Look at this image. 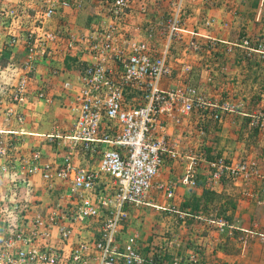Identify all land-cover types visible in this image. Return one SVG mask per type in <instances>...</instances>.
<instances>
[{"label": "built area", "instance_id": "2783aa9c", "mask_svg": "<svg viewBox=\"0 0 264 264\" xmlns=\"http://www.w3.org/2000/svg\"><path fill=\"white\" fill-rule=\"evenodd\" d=\"M188 1L171 0L167 18L162 22H149L144 41L135 40L125 30L132 0H96L94 8L98 9L102 22L80 32L58 20L66 11L80 8V0H43L30 30H25L22 36L9 32L5 36L6 46L20 45L24 52L20 66L14 70V83L5 89L10 105L4 109L5 121L23 123V114L17 113L15 106L25 104L40 65L63 64L67 59L75 61L76 88L70 81L62 84L63 90L73 95L67 105L73 124L66 139L73 143L72 150L78 146L90 156L100 154L98 165L85 169L75 165L70 156L60 164L44 163L41 154L34 151L28 159L10 166L14 174L23 176L15 180L16 186L6 194L7 203L2 202L0 211V215L7 217L14 213L25 215L17 193L35 175L50 184L49 188L53 181L67 184L72 208L68 225L59 231L64 241L69 239L74 227L85 229L88 223L100 222L97 238L81 241L69 250L73 264H155L153 260L142 258L138 247L132 243L121 246L118 237L127 219L126 208L145 205L154 180L164 166L165 156L173 161H189L180 181L187 188L195 187L197 176H202L211 187L227 181L236 187L258 183L264 192V172L252 159L206 160L200 153L194 155L187 151L182 155L167 148L169 125L181 124L191 113H208L210 119L221 121V116L215 113L218 107L205 102L195 87L161 88V82L171 74L168 58L172 42L188 34L190 38L184 42L185 46L198 51L201 43L196 37L208 40L181 27ZM16 12L0 7L2 29H10L18 13L25 14ZM157 35L164 37L161 49L155 44ZM247 43L242 44L248 47ZM258 53L264 54V50ZM59 73H65L64 68L51 69L52 76ZM36 99L49 100L42 90L37 91ZM249 125L264 133V113L253 116ZM0 134L15 135L2 131ZM53 138L56 136H49ZM12 146L11 139L0 140V160L9 158ZM6 167L1 166V169L7 171ZM102 176L112 182L111 195H96ZM156 187L166 193L167 198H172L174 186L171 183H160ZM28 219L25 230L15 227L0 233V264L63 262V251L47 244L51 229L58 228L56 215L50 214L47 225L38 213ZM211 223L220 233L229 231L231 234L232 227L225 220L216 219ZM158 257L163 259L164 254ZM161 264L169 263L164 260ZM171 264H179V261L173 260Z\"/></svg>", "mask_w": 264, "mask_h": 264}, {"label": "rangeland", "instance_id": "374dc122", "mask_svg": "<svg viewBox=\"0 0 264 264\" xmlns=\"http://www.w3.org/2000/svg\"><path fill=\"white\" fill-rule=\"evenodd\" d=\"M80 1L82 6L74 12L73 28L80 32L82 30L89 29L90 27L99 26L100 22H102V18L100 15H98V9L96 10L92 8V6H96V0ZM164 1L165 0H163V2ZM254 1L258 2L255 3ZM259 1L260 0H251L248 4L247 17L253 20V25L250 28L245 24L233 30L227 28L228 32H232L235 35H240L239 38L241 36L249 35V40L251 41L249 43H251L252 46L261 43L259 40H255L257 36L264 35V1ZM42 2L43 0H0L1 8L13 9L18 12L24 11L25 13L22 16L20 13L16 12L19 14V16L14 18L16 19V23L12 25L10 29H2L0 27V131L14 128L18 129V127L12 126L11 123L13 122L5 121L3 114L5 109L4 107H6V101H9L8 94L5 89H9L14 83V70L20 66V62L23 60L21 48L19 49L18 47L19 45L12 48L6 47L3 46L5 42L3 43L1 40H4L5 36H7L9 33L22 36L25 34V30H30L34 24V15L36 12L39 13L38 8L41 6ZM169 5L170 1L168 0V7ZM167 15L168 13H164L163 19H166ZM209 29H211V32H213L212 28ZM188 37L190 36L188 35ZM262 37L264 36H261V38ZM158 38V42L155 44L157 49H161L164 45V37L158 36ZM203 40L208 41L206 45L209 48L206 46H201V49L198 51H194L185 46L184 42H182V40L179 38H176L175 41L172 42L169 51V56H171V58L168 59V62L170 60L181 66L188 65L190 66V69L185 68V70H183L180 68L173 70V72L171 70L169 77L175 80L177 87L180 85H190L195 87L200 97H202L205 102L216 101L215 103H220V105H223L227 110L222 112L224 115L230 116V122L236 128L235 133H237L239 138H241L242 133L246 134V139H249L253 146L254 141L258 139V143H260L259 145H261V147L257 149V157L252 155L251 159L253 160V157L256 158L257 160L255 159L254 161L257 162L260 169L264 172V133L249 125L253 116L259 113H264V104L260 102L261 100L264 101V99L261 97L264 91V68L260 65L262 62L260 57L262 58L264 55L261 53L256 54L253 52H248L245 49H238L241 51L239 54H237V56H239L240 62H242V72L235 74L233 77L235 79L234 82L239 81L242 88L241 90L235 91V88L231 84L233 83L231 80L232 75L223 74V80H221L219 74H214V70L206 73L205 71L200 70L203 68V66L199 67V65L193 64V61H196L193 57H196L197 59L200 57V55L202 56L204 54V50L210 52V54H208L210 59L207 58V63L212 64L214 60L213 51H215V44L217 43L205 39ZM262 44L264 45V42H262ZM183 51H185V55L181 56ZM229 54L230 53H226V62H230ZM180 57H185L183 63L176 61L177 59L180 60ZM201 62H204V60H201ZM37 80L38 79H36V85L38 83ZM218 88L220 90H218ZM2 92H4V95ZM214 97H218V100ZM33 104L35 105L34 109L32 110L33 115L26 114V121L24 124H28L29 127L25 130L33 134H36V132H44L48 135L59 136L60 138L48 139L47 137L39 138L35 135L10 136L6 134H0V140L2 142H6L9 139H11L13 142V150L9 158L7 160H0V211L2 210V202L7 203V198L5 197L6 194L9 193L10 189H14L16 186L15 180L23 176L20 173L14 174V171L10 169V166L14 165V162L16 165L19 162H22L24 159H28V157L34 151H38L41 154V158H50L51 155L48 157V153L56 154L57 156L54 158L55 164H60L67 156H70L72 159H74L77 157L75 155L76 151L78 154H80L79 147L76 146V148L72 150L73 143L66 139V137L70 135V130L73 124V116L68 111L67 106L65 107L60 104L51 105L44 103L40 105L39 110L36 111L37 106L35 103ZM197 113L202 114V112ZM191 114L186 117L189 119L186 122L184 121L179 125H169L168 128L174 130V135H182L176 139L175 143L174 141L167 142V148L176 150L182 155L187 151H191L194 155L196 153H200L206 160H213L219 156L224 158L226 157L228 160L227 156L218 154L211 146L212 143L215 142L211 139V135H213L215 131H218V128H220L221 124L211 122L212 120H207L206 122L194 124L189 128L188 122L192 123L195 121L193 120V116H191ZM223 118H225V116ZM39 139L42 141H38ZM249 156L250 155L248 154H243L242 156H237L234 161L249 159ZM85 157L90 158L89 153H87ZM99 159L100 154H94L89 161L88 167L85 169H93V167H97ZM181 162L188 163L189 161L185 159ZM1 166H7V171H3ZM184 172L185 169L181 170L180 174L178 173V180H182ZM37 176L38 175H35L34 177ZM34 177H31L32 180ZM198 177L199 176H197V178ZM31 178H29L27 184L20 188V192L17 193L18 200L21 203L20 205H22L23 209L25 210L26 216L24 213H14L11 217H7V215L4 214L0 215V233H5V229L8 231L15 227L18 228L19 231L25 230L27 224L26 221L29 220L28 216L32 217V215L36 213L41 215L45 225H47L50 214L54 213L57 218L56 227L58 228H55L54 226L53 229H51L52 236L50 239H48L47 244L49 247L60 248L61 253L63 251V262L60 261L59 264H73L71 262L69 250L81 241L93 240L97 238V231L98 228H100V222L88 223L87 228L85 229L74 227L69 239L64 241L63 237L60 236L59 231L68 225L67 219H70L72 208L70 206L71 200H69L68 197H71L70 187L62 181H53L52 186L49 188L48 186L50 184L45 183L39 177L43 187L39 182H36L35 186L29 188L30 186L28 185L31 182ZM43 183L46 185L45 188ZM225 183L227 184L228 189L231 188L229 187L228 181ZM111 185L112 182L110 178L102 176L96 189V195H111ZM205 185H207L206 182L202 184L199 183L200 191L201 189L206 191L203 188ZM55 187H57V189H54ZM243 193V190H241V192H231L228 190L225 193L216 194V192L210 191L208 189L205 195L206 199L208 200L207 202L206 200L197 202L195 197L191 196L189 198V203L193 206L196 204L198 211L205 210L209 215L210 213L212 215H215L216 213L218 215H216L217 219H223L226 222H231L232 219H230V214L226 213L228 211H232L234 206L237 204V202L234 200L241 198V194L244 195ZM233 194L237 198L232 197L231 195ZM170 199L172 198H167L166 193H164L162 190H159L158 188H155V185H153V188L145 199V205L126 208L127 219L118 237L119 244L122 246L125 243H132L138 247L140 256L147 260H153L156 255L162 253L164 254L166 262L170 260H178L179 264H185L184 259H188L187 257L190 255V257H193L194 259L190 260L191 263L194 264L193 261H195L196 264L198 263V257H200L202 254V246H196L194 242H191L187 236V232H182L179 227L176 229V232H174L177 235V239H175V250L173 252L170 251L171 248L168 246L169 244L166 238H170L172 235L170 231L171 226H168L167 219L164 217V213H167L165 212V209L170 208L167 205L168 200ZM164 221L166 222L164 223ZM2 222L5 224L3 225ZM251 230L252 231L248 233L241 235L238 234L237 237L243 236L245 241V235H248L247 239L250 241L252 238V240L259 239L257 234L261 233V235H264V229ZM218 234H223V238H234V234H228L227 231L226 233L218 232ZM158 237L159 239H157ZM194 239H197L196 235ZM238 244L241 243L238 242ZM228 249L230 253H234L236 250L235 248L231 247H228ZM255 249L259 250V247L256 246ZM212 254H210V252L207 253V257L212 256ZM219 264L228 263L222 258Z\"/></svg>", "mask_w": 264, "mask_h": 264}, {"label": "crops", "instance_id": "0c3cea01", "mask_svg": "<svg viewBox=\"0 0 264 264\" xmlns=\"http://www.w3.org/2000/svg\"><path fill=\"white\" fill-rule=\"evenodd\" d=\"M171 1V0H169ZM251 0H189L186 5V11L185 15L182 19L181 27L184 31L190 33L194 32L199 36L207 37L209 41L216 42L215 44V51H213V57L214 60L212 64H208V59H210L209 51L204 50V54L196 59V61H193L194 65H199V67L203 66L201 68V71H205L206 73H209L210 71L214 70V74H219L220 79L223 80L222 76L223 74H230L232 75V82L233 87L235 88V91L241 90L240 82L235 81L234 82V75L239 74L242 72L241 70V63L239 54L241 51L238 49H245L248 52L258 53L259 50H263V44L264 37L261 38L259 35L255 38V40H259L261 42L260 44H256L254 46L251 45V42L249 40L248 36H241L235 35L232 32H228L227 28L230 29H236L237 27L245 24L247 27H251L253 25L252 19L247 17V8L248 4ZM264 0H260L259 2H263ZM258 2V1H257ZM132 10L129 16V20L125 24V30L127 33H129L135 40L137 41H144L146 39L145 35V29L149 22H162L165 19H163L164 13L169 12L168 7V0H132ZM95 7V6H94ZM92 6L93 9L94 8ZM74 10H68L65 12V14L59 16L58 20H62V24H66L67 26L74 27ZM250 12V11H249ZM62 17V18H61ZM256 20V19H255ZM257 21V20H256ZM208 27V28H207ZM213 29V32H211V29ZM159 29V28H158ZM158 36L156 42H158ZM188 34L184 35L182 37V42L188 41ZM198 41H200L201 46H206V43L208 41H204L201 37H196ZM243 41H246L249 43L248 47H244ZM1 42H5L4 40H1ZM247 43V44H248ZM211 44V43H210ZM3 46H6L4 43ZM8 47V46H6ZM19 49L21 48V55L24 57L23 48L19 45ZM209 48V47H207ZM185 50V49H184ZM226 53L229 54V60L230 62L225 61V56L227 57ZM181 54V53H180ZM201 54V53H200ZM185 55V51H183L181 56ZM264 55V54H263ZM179 57V56H178ZM171 56H169L168 59H170ZM181 59H177V62L183 63L185 57H180ZM22 59V58H21ZM206 59V60H205ZM260 59L262 60L261 66L264 68V56ZM201 60H204V62H201ZM21 63V62H20ZM179 63V64H180ZM172 72L173 70L177 69H190V66L188 65H178L175 62H172L169 60L168 62ZM213 65V66H212ZM64 68L65 73H59L56 76H52L51 69L53 68ZM76 66L74 64L66 63V61L63 64L60 63H50V64H43L38 67V73L34 78L31 91L27 95V100L25 104L15 106V110L17 113L23 114V123L19 124L15 120H10L12 126L18 127V129H8L2 132H12L15 133V135L10 136H28V135H35L39 138L47 137L49 139V136L54 135H48L44 132H36V134L30 133L26 131L25 129H28V124H24L26 121V114L33 115L32 110L34 109V104H36L37 109L39 110V106L48 103L51 105L60 104L62 106H67L70 101H72V93H67L63 90L62 84L65 81H70L74 88H76ZM264 71V70H263ZM36 79L37 85H36ZM225 79V78H224ZM210 80V79H209ZM177 87V83L175 80H173L171 77L164 79L161 82V88L163 90H170ZM42 90L46 93V97L49 99L47 101H38L36 99V93L37 91ZM218 90H220L218 88ZM3 91V89H2ZM261 97L264 99V91ZM217 99L218 97H214ZM214 99V100H215ZM218 100V99H217ZM216 101L207 102L210 104L216 105L218 108L216 109L215 113L219 114L221 116V121L217 122L213 119H210V116L208 113H202L198 114L193 113L191 116H193L192 123L188 122L189 128L193 126L194 124H198L200 122H206L207 120H212L211 122H215L218 124H221L220 128H218V131H215L213 135H211V139L215 142L212 143V148L215 149V151L218 154H222L223 156H227L228 160H235L237 156H242L243 154H248L249 159H251L252 155L257 157V149L261 147L258 143V139L254 141V146L250 143L249 139L247 138V135L242 133L241 138L237 136V133H235L236 128L231 124L230 122V116L224 115L222 112L223 105H220V103H215ZM220 102V101H218ZM264 104V101H260ZM6 105H9V101H6ZM5 108V107H4ZM35 115V114H34ZM225 116V118H223ZM39 117V115H38ZM223 119V120H222ZM29 120V119H28ZM189 120L188 118L183 119L182 122H186ZM15 123V124H14ZM24 124V127H23ZM26 127V128H25ZM168 139L169 141H176L182 134H175L173 129L167 130ZM55 137V136H54ZM257 137V136H256ZM60 138L59 136H56L55 139ZM185 138V137H184ZM54 139V138H53ZM256 139V138H255ZM39 139L38 141H40ZM42 141V140H41ZM104 148V146H102ZM171 149V148H168ZM79 153L76 151V156L73 159V162L75 165L87 168L89 161L91 160L92 156L87 158L85 155L87 153L82 152L79 149ZM48 157L50 158H41L44 163H53L54 158L57 156L56 154L48 153ZM45 156V155H44ZM14 157V155H13ZM46 157V156H45ZM220 157V156H219ZM78 158V159H77ZM226 158V157H225ZM256 158L253 157V160ZM257 160V159H256ZM183 160H177L173 161L168 158V156H165V163L163 168L161 169L158 179L156 178L154 180L155 188L156 185L158 186L160 183L169 182L171 183L173 188V194L172 199L168 200V209H165L164 217L167 219L168 226H171L170 231L172 233L170 238H166L168 241V246L171 248L170 251L175 250V239H177L176 229L179 227L182 232H187V236L190 239L191 242H194L196 246H202V254L200 257H198V263L196 264H219L221 262V259L223 258L228 264H264V235L257 234L259 236V239L255 240H248V235L246 236V240L241 242L239 239H244L243 236L237 237L238 234H244L247 232L252 231L251 229L256 230H263L264 229V192L261 190V186L258 183H255L248 187H236L230 182L229 187L227 188L226 183L217 184L213 187L205 185L203 188L205 190H210L216 192V194L225 193L228 190L231 192L244 191V195L241 194V198H237L234 194L231 195L232 197H235L234 201L237 202V204L234 206L232 211H228L226 214H230V219H232L231 222H228V224L232 227V230L230 231L231 234H234V238H229L228 242L226 244L227 253H223L219 247L221 244H223L224 239L222 235L218 234L219 230L216 227L215 224L211 223L212 221H215L217 219V214L210 215L207 211H194L192 210V205L189 204V198L191 196L195 197V200L197 202H202L207 200L205 195H203V190L200 191L199 183H205L204 178L202 176H199L196 179V186L193 188L185 187L184 185L180 184V180H178V175L180 174L181 170L186 169L187 163L181 162ZM12 164V163H11ZM15 164V162H14ZM96 166V165H95ZM95 168V167H93ZM179 173V174H178ZM177 179V180H176ZM176 180V182H175ZM36 182H40L39 177H34L28 186L31 188L32 186L36 185ZM34 184V185H33ZM44 184V183H43ZM42 185V184H41ZM45 185V184H44ZM64 186V185H63ZM43 187V185H42ZM46 185L44 186V188ZM202 188V187H201ZM54 189H57L55 187ZM175 189V191H174ZM196 192V193H195ZM202 192V193H201ZM194 193V194H193ZM193 194V195H192ZM257 197L258 200L260 199L261 203H257ZM184 203V205H183ZM164 210V209H162ZM216 212V211H215ZM217 215V216H216ZM216 216V217H214ZM166 221H164L165 223ZM229 234V231H227ZM233 232V233H232ZM257 232V231H256ZM226 233V232H225ZM196 235L197 239H194ZM228 238V237H227ZM159 239V237L157 238ZM240 242L241 244H238ZM258 246L259 250L255 249V247ZM228 247L235 248L234 253H230L228 250ZM205 248V249H204ZM212 254V256L207 257V253ZM190 253V251H189ZM159 255V254H158ZM190 255L187 257L188 259H184L185 264H192L190 260H194L193 257L189 258ZM217 260V261H216ZM195 264V261H193Z\"/></svg>", "mask_w": 264, "mask_h": 264}, {"label": "trees", "instance_id": "16d2710c", "mask_svg": "<svg viewBox=\"0 0 264 264\" xmlns=\"http://www.w3.org/2000/svg\"><path fill=\"white\" fill-rule=\"evenodd\" d=\"M255 3L257 2V1H254ZM255 5V4H254ZM253 5V6H254ZM66 63H70V64H75V61L74 60H70V59H67L66 60ZM206 192H207V190L206 191H203V194L204 195H206ZM206 197V196H205ZM208 200H206V202H207ZM190 204V203H189ZM183 205H184V203H183ZM192 210H194V211H196L197 210V205L195 204V206H193L192 205ZM226 239H224V242H223V244H221L220 245V247H219V249L224 253H227V249H226V244H227V242H228V238L227 237H225ZM165 260V258H163V259H161V258H159L158 257V255H156L155 257H154V259H153V261H154V263L155 264H161L162 263V261H164ZM167 263H169V264H171L172 263V261L170 260V261H168Z\"/></svg>", "mask_w": 264, "mask_h": 264}]
</instances>
